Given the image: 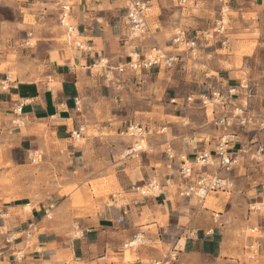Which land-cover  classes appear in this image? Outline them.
<instances>
[{
  "label": "rangeland",
  "instance_id": "1",
  "mask_svg": "<svg viewBox=\"0 0 264 264\" xmlns=\"http://www.w3.org/2000/svg\"><path fill=\"white\" fill-rule=\"evenodd\" d=\"M174 3L178 5L179 2L174 0ZM179 8L184 9V23L162 32H155L152 16L156 11L149 10L147 24L150 32L145 36H134L125 19L128 47L131 51L137 48V52L130 54L133 57L135 54L145 56L155 54L152 52L155 47L160 48L179 56L172 68L163 66L151 71L119 73L115 67L111 68L106 61H102L93 69L92 72L100 78L97 84L99 94L95 99L104 97L107 103L100 105L106 108L103 113L101 107H97L100 117L103 115L101 120L106 126L116 127L117 131L108 130L100 135L89 127L85 137L77 141L70 137L66 141H56L46 134L31 149L15 147L13 138H0V203L52 205L54 210L49 213L51 222L57 221L65 226L67 220L70 219V223L74 221V228L68 234L76 238L81 233L76 229L78 219L95 215L104 205L122 207L142 200L130 190L120 188L117 182V169L128 158H134V163L138 164L148 156H164L166 151H170L178 157H189L192 162L197 152L213 151L222 133L213 122L216 115L212 114V107L209 105L205 109L201 98L209 97L215 89H220L212 84V78L218 77V70L211 67L214 56L205 55L203 46L194 55L178 52L171 43L177 29L192 33L186 21L195 17L204 16L208 24L205 23V28H199V33L193 32L194 35L211 32L224 20L227 31L222 37L228 43L216 57L225 67H229V64L223 59L234 58L233 64L239 69L240 80L250 85V93L255 100L250 105L259 110L256 102L264 100V22L261 21L264 18V0H187V4H179ZM14 16L11 8L0 6V20ZM53 31L54 41L59 48L75 53L80 51L77 42L83 45V52L88 50L82 38L69 39L59 21ZM38 45V37L27 36L26 40L19 41L16 48L26 50L27 65L44 74L46 65L44 61L40 62V55H45V47L38 49ZM0 50H3L2 47ZM12 56L17 58V53L13 51ZM244 56H251L249 65L244 64ZM108 83L111 87H108ZM189 97H193L194 102L189 103ZM80 109V114H83V108ZM12 123L24 129L21 117L14 118ZM131 125L143 127V135L130 136L128 128ZM246 133L251 139L256 132ZM93 136H98V146L93 156L97 163L88 168L102 170L106 174H96L100 176L88 182V179L83 180L87 167L85 172L81 170V162L76 161L69 149L74 145L86 146V139ZM258 142L264 145V132L258 136ZM138 146L142 150L128 155L131 148L137 149ZM255 151L254 148L238 155L234 170L227 176L228 192L210 195L204 201L196 198L182 200L172 195L175 209L190 219L189 225L192 224L195 230L199 229L202 233L207 226L205 230H214L212 242L186 247L162 243L154 245L149 237L138 233L143 238L139 237L142 243L128 247L134 240H125L119 254L109 250L108 255L79 263L67 253L58 258L59 264H136L139 260L143 264H264V153L257 156ZM256 203L262 204V210L251 212V205ZM23 209L30 212L32 208L25 204ZM141 218L144 231L148 233L155 221H162V214L158 211L154 215L145 208ZM174 221L171 218L172 224H176ZM37 234L38 231H35L31 242H25L16 251L18 259L33 250Z\"/></svg>",
  "mask_w": 264,
  "mask_h": 264
},
{
  "label": "crops",
  "instance_id": "2",
  "mask_svg": "<svg viewBox=\"0 0 264 264\" xmlns=\"http://www.w3.org/2000/svg\"><path fill=\"white\" fill-rule=\"evenodd\" d=\"M58 1L0 0V6L11 8L15 15L0 20V47L3 49L0 50V138L15 139V147L18 148L31 149L46 134L53 140L66 141L72 130L83 125L86 131L92 127L100 135L108 130L117 131L116 127L106 126L101 120L103 115L100 117L97 107H101L103 113L106 108L100 105L107 103L104 97L95 99L99 94L97 84L100 78L92 71L102 61H106L111 68H117L127 63L131 52H137V48L131 51L128 47L125 3L123 0H80L76 3L71 21L77 26L79 38L84 40L88 50L71 53L59 48L54 41L53 30L59 21ZM145 1L149 2L151 11H156L152 16V22L156 25L155 32L170 30L184 23V9H178L179 3L175 4L174 0ZM206 21L204 16H200L187 20L186 25L192 28L191 34L199 33V28H205V23L208 24ZM261 21L264 22V18ZM27 36L38 37V49L45 47V55H40V62L44 61L46 65L44 74L27 65L26 50L16 48L19 41L26 40ZM223 40L224 37L215 36L214 40L203 42L202 46L205 55L214 56L211 67L218 70V77L212 78V84L227 93L232 88L238 90L244 81L238 76L240 72L233 64L234 58L223 59L229 67L219 63L222 61L216 56L225 48ZM13 51L17 53V58L12 56ZM243 62L249 65L252 62L251 56H244ZM108 87H111L110 83ZM241 94L240 91L236 102L242 101ZM76 101L79 102V110ZM249 101L254 103L255 100L251 97ZM256 103L260 110L264 109V100ZM80 104L83 114H80ZM19 108L20 114L16 112ZM16 117H21L24 129L22 126H14L12 121ZM246 132L240 131L234 139L238 155L257 149L256 145L246 148L250 141ZM86 140V146H71L69 152L76 161L81 162V170L87 167L83 180L91 182L100 176L96 174L106 173L88 168L97 163L93 156L97 150L98 136ZM186 150L195 153L191 149ZM165 162L163 155L148 156L138 164L134 163V158H128L117 169V182L120 188L128 191L132 186L163 178L168 174ZM25 204L31 206L30 212L23 209ZM145 208L154 215L158 211L162 214V221H155L148 233L141 223ZM53 210L52 205L45 204L33 206L26 202L0 203V264H59L58 258L67 253L76 262H91L99 256L108 255L109 250L119 254L123 242L133 240L138 233L149 237L154 245L162 243L184 247L212 242L215 234L213 229L205 230L208 226L202 233L199 229L195 230L192 224L189 225L190 219L175 209L172 195L142 199L122 207L104 205L96 215H86L76 221V229L81 232L76 238L68 234L74 228V221L70 223L69 219L62 226L57 221L51 222L52 218H46L45 214ZM118 218H124V222L119 224ZM171 218L175 219L176 224L171 223ZM30 226L38 231L36 243L32 251L18 259L16 251L25 244V234ZM136 264L143 262L139 260Z\"/></svg>",
  "mask_w": 264,
  "mask_h": 264
},
{
  "label": "built area",
  "instance_id": "3",
  "mask_svg": "<svg viewBox=\"0 0 264 264\" xmlns=\"http://www.w3.org/2000/svg\"><path fill=\"white\" fill-rule=\"evenodd\" d=\"M80 0H59V24L67 33L69 39L79 38L77 26L71 21L72 9ZM125 18L134 36H145L150 30L147 24V16L150 10L149 2L145 0H123ZM181 6L187 4V0H178ZM226 25L224 20L220 21L216 28L206 34H191L188 30L177 29L173 34L171 43L178 52H188L194 55L196 51H200L202 43L214 40L215 36H224L226 33ZM227 44L228 40H224L223 44ZM79 50H83V45L76 42ZM149 54L140 56L136 54L129 57L127 63L116 68L119 73H137L151 71L153 69L165 67L172 68L179 60V56L169 54L160 48H154ZM242 92V101L236 102L239 98V92ZM251 88L248 83L242 82L239 89H229L228 92H223L220 89H215L210 96H203L201 103L205 109L209 105L212 107V114H215L213 120L222 133L217 140L215 149L204 150L197 152L192 162L188 157H178L166 151L165 168L168 174L163 178H154L149 180L144 185H135L130 188V191L139 195L141 199L160 198L175 195L182 200H193L194 198L204 201L210 195H217L221 192H227L230 189L227 176L234 170L238 160V153L235 150L234 139L240 131L256 132L250 139L246 148L250 145H256V155L262 156L264 153V145L258 142V135L264 132V111L257 110L251 107L250 99ZM188 102H194L193 97H189ZM175 101V100H174ZM77 109L79 110V102L76 101ZM20 111V112H19ZM18 114L21 113V108L17 109ZM86 127L79 126L70 132V138L74 141L81 140L86 135ZM144 128L138 125H131L128 128V134L132 137L142 136ZM242 149V148H241ZM139 150L131 148L128 155L137 153ZM115 199V196H113ZM116 203V200L114 201ZM251 212L258 213L262 210V204H253L250 207ZM46 218L51 219L47 212ZM219 215V214H218ZM217 215V216H218ZM117 222L122 224L124 218H118ZM37 231L35 227L30 226L25 234V241L31 242L34 233ZM141 235H136L134 241L137 245L142 243ZM251 256L250 258H253ZM159 264V263H155Z\"/></svg>",
  "mask_w": 264,
  "mask_h": 264
},
{
  "label": "bare ground",
  "instance_id": "4",
  "mask_svg": "<svg viewBox=\"0 0 264 264\" xmlns=\"http://www.w3.org/2000/svg\"><path fill=\"white\" fill-rule=\"evenodd\" d=\"M135 56H136V54H135ZM20 112V111H19ZM137 150H142V147L141 146H138V148H137ZM97 203V202H96ZM90 206V205H89ZM93 206V205H92ZM90 210V209H89ZM96 210V209H95ZM92 212V211H91ZM90 213V212H89ZM93 213V212H92ZM91 214V213H90ZM94 214V213H93ZM96 215V214H95ZM92 216V215H91ZM142 241V240H141ZM137 245V241H132L130 244H128L127 246L129 247V246H131V247H133V246H136Z\"/></svg>",
  "mask_w": 264,
  "mask_h": 264
}]
</instances>
